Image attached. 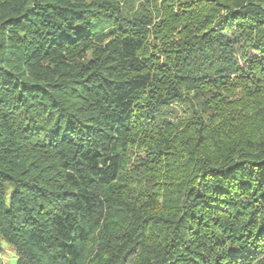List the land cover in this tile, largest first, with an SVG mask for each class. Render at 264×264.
Returning a JSON list of instances; mask_svg holds the SVG:
<instances>
[{"label": "trees", "instance_id": "obj_1", "mask_svg": "<svg viewBox=\"0 0 264 264\" xmlns=\"http://www.w3.org/2000/svg\"><path fill=\"white\" fill-rule=\"evenodd\" d=\"M8 248L264 264V0H0Z\"/></svg>", "mask_w": 264, "mask_h": 264}, {"label": "rangeland", "instance_id": "obj_2", "mask_svg": "<svg viewBox=\"0 0 264 264\" xmlns=\"http://www.w3.org/2000/svg\"><path fill=\"white\" fill-rule=\"evenodd\" d=\"M187 112H188V109L185 106L182 107L179 105H172L170 107V110L166 109L165 111L161 112L157 117L160 119L167 117L170 120H177V119L184 118ZM3 258L7 260V263L10 262L12 264L16 260L14 252L9 248L6 249Z\"/></svg>", "mask_w": 264, "mask_h": 264}]
</instances>
